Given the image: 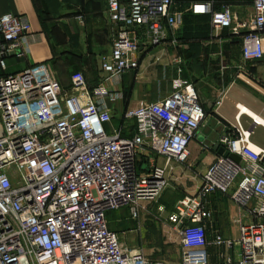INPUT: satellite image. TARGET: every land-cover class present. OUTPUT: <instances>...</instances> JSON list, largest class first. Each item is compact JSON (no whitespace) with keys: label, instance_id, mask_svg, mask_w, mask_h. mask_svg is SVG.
I'll return each mask as SVG.
<instances>
[{"label":"built area","instance_id":"built-area-1","mask_svg":"<svg viewBox=\"0 0 264 264\" xmlns=\"http://www.w3.org/2000/svg\"><path fill=\"white\" fill-rule=\"evenodd\" d=\"M106 1L112 47L98 57L92 90L79 71L70 76L71 93L40 72L42 66L0 77V264H165L123 250L107 215L126 208L137 220L142 203L157 201L168 162L186 163L205 112L194 85L181 79L172 81L168 95L119 112L110 105L117 85L138 69L140 46L159 45L187 11L209 15L213 31L240 36L245 60L264 58V0H252L249 21L235 20L227 3ZM36 40L26 15L0 16V68L7 57L25 56ZM238 109L236 133L218 145L240 161L217 156L197 193L177 201L167 217L180 237V264H209L205 228L212 214L203 200L214 193L243 207L256 201L252 221L237 220L238 238L225 241L217 233L214 244L238 246L236 264H264V149L251 142L253 129L242 127ZM115 118L132 123V136L106 129ZM144 151L165 158V165L150 158L142 173Z\"/></svg>","mask_w":264,"mask_h":264},{"label":"crops","instance_id":"crops-1","mask_svg":"<svg viewBox=\"0 0 264 264\" xmlns=\"http://www.w3.org/2000/svg\"><path fill=\"white\" fill-rule=\"evenodd\" d=\"M175 1L214 2L218 6L227 3L235 20L249 21L253 17L252 0ZM5 14L26 15L31 34L37 40L30 43L25 56L5 58L6 67L0 68V77L42 66L39 71H45L69 93L70 76L75 71L83 74L89 90L98 85V57L110 53L112 47L106 0H0V16ZM139 58L138 69L125 74L117 85V100L110 103L115 110L123 112L164 97L171 92L172 81L181 79L194 85L205 120L189 145L186 163L168 162L169 184L156 202L157 207L149 205L146 218L140 219L139 215L133 220L136 225L127 231L134 239L133 246L126 244L125 231L116 230L117 223L126 220L124 212L128 213V209L108 213V225L120 235L124 249L140 251L150 260L180 264V237L167 217L174 212L177 201L197 193L202 175L219 156L220 139L236 133L238 107L264 121V58L245 60L240 36L230 34L228 29L213 31L209 15H193L190 11L185 12L180 28L166 29L159 45H141ZM217 101H221L219 106ZM239 122L244 129H253L251 142L264 149V126L244 112ZM106 129H120L125 137L133 134L132 123L119 118L113 119ZM201 145L208 148L201 151ZM142 154L145 155L140 159L142 173L147 172L150 158L158 166L166 163L165 158L155 154L146 151ZM203 202L212 214L211 223L205 228L209 264H224L227 259L236 264L240 248L215 245V235L235 241L239 236L237 220L251 222V209L256 201L251 200L243 207L228 195L214 193Z\"/></svg>","mask_w":264,"mask_h":264},{"label":"rangeland","instance_id":"rangeland-1","mask_svg":"<svg viewBox=\"0 0 264 264\" xmlns=\"http://www.w3.org/2000/svg\"><path fill=\"white\" fill-rule=\"evenodd\" d=\"M153 101V100H152ZM152 101H149V102H152ZM155 101V100H154ZM168 184H169V182H168V179H167V185H166V187L168 186ZM166 187L164 188V190L166 189ZM163 190V191H164ZM162 191V192H163ZM159 199V198H158ZM158 199H157V201H158ZM156 201V202H157ZM156 202H154V203H142L141 205H140V208H139V215H140V219H143V218H146L147 216H146V212H149L148 210V206L149 205H155L156 204ZM156 207H157V205H155ZM156 209V208H155ZM125 213V219L126 220H124L123 222H121V223H117V225H119V226H117V228H116V230L117 231H121V230H123V231H125L126 233H125V236H124V238H126V244L128 245V242H129V246H133L132 244H134L135 242H134V239H133V237L132 236H130V233H127V231H128V229L130 228V227H132L133 225L135 226L136 225V223L137 222H134L133 220L131 221V220H129L128 218V213L125 211L124 212ZM156 221H158V220H156ZM159 222V221H158ZM119 237V240L122 242V239H120V235L118 236ZM129 240V241H128ZM121 247H122V249L123 250H126V249H124V247L122 246V244H121ZM129 249H130V247H129ZM131 251H134V250H131Z\"/></svg>","mask_w":264,"mask_h":264},{"label":"water","instance_id":"water-1","mask_svg":"<svg viewBox=\"0 0 264 264\" xmlns=\"http://www.w3.org/2000/svg\"><path fill=\"white\" fill-rule=\"evenodd\" d=\"M218 147H219V145H217V148ZM218 152H219V155H222L224 157L228 156V157H230L232 160H234L237 163L240 161L238 156L233 155V154H228V153L224 152V149L221 146L219 147Z\"/></svg>","mask_w":264,"mask_h":264},{"label":"bare ground","instance_id":"bare-ground-1","mask_svg":"<svg viewBox=\"0 0 264 264\" xmlns=\"http://www.w3.org/2000/svg\"><path fill=\"white\" fill-rule=\"evenodd\" d=\"M241 110L242 112L246 113L247 115H249L252 119H254L256 121V123H258L259 125H263L264 126V121L262 119H260L259 117H257L256 115L252 114L251 112H249L248 110H246L244 107L241 106Z\"/></svg>","mask_w":264,"mask_h":264},{"label":"trees","instance_id":"trees-1","mask_svg":"<svg viewBox=\"0 0 264 264\" xmlns=\"http://www.w3.org/2000/svg\"><path fill=\"white\" fill-rule=\"evenodd\" d=\"M217 8H218V6H217Z\"/></svg>","mask_w":264,"mask_h":264}]
</instances>
